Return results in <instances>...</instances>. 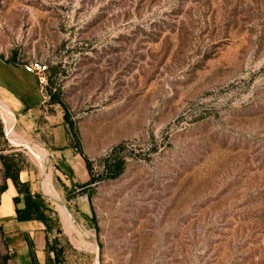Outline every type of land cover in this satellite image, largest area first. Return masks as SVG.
Here are the masks:
<instances>
[{"label":"rangeland","instance_id":"rangeland-1","mask_svg":"<svg viewBox=\"0 0 264 264\" xmlns=\"http://www.w3.org/2000/svg\"><path fill=\"white\" fill-rule=\"evenodd\" d=\"M0 85L44 264H264V0H0Z\"/></svg>","mask_w":264,"mask_h":264},{"label":"crops","instance_id":"crops-1","mask_svg":"<svg viewBox=\"0 0 264 264\" xmlns=\"http://www.w3.org/2000/svg\"><path fill=\"white\" fill-rule=\"evenodd\" d=\"M40 97L42 99L41 95ZM0 104L3 106L5 112L10 116H13V112H18L21 109V117L24 120L27 115L34 114V111L39 105L35 104L26 107L25 103L17 97L15 93L1 85ZM1 114H4L2 108ZM19 178L21 182L29 183L27 173L24 174L20 172ZM5 184V191L0 194V230L4 239L10 246H14L16 249L18 247L23 249L22 253L19 255L21 264H44L46 254L45 228L41 223L36 221H17L15 210L16 208L21 209L23 207V203L21 202L17 206L14 205L13 198L17 196L16 189L10 180H7ZM29 192L36 201L40 202L31 191V188H29ZM20 199L22 201L23 197L20 196Z\"/></svg>","mask_w":264,"mask_h":264},{"label":"trees","instance_id":"trees-1","mask_svg":"<svg viewBox=\"0 0 264 264\" xmlns=\"http://www.w3.org/2000/svg\"><path fill=\"white\" fill-rule=\"evenodd\" d=\"M11 64V63H10ZM50 100L51 103H57L59 104L58 97L54 94H51L50 92ZM64 120L67 122L68 118L66 115H64ZM1 131V126H0ZM2 135V134H0ZM78 154L80 152L78 150H75ZM16 155H0V161L2 165V171H3V183L0 187V194L3 193L6 189L5 182L7 180H10L16 189L17 196L13 198L14 205L17 206L21 202L23 203V207L21 209L16 208V218L18 222H29V221H36L41 223L44 228L45 232H49L52 230L53 226L56 225V220L51 218L49 215H47V208L43 206L40 202L36 201L29 192V184L26 182H21L19 175L21 172V166L16 159ZM86 167L89 170V163L87 160H85ZM123 171V164L120 161L117 160H107L104 164V173L105 177L109 179H115L119 175H121ZM94 180H90V182L86 185L80 186V188H84L88 185H90ZM20 196L23 197L22 201L20 199ZM2 233V232H1ZM3 235V234H2ZM6 241V240H5ZM48 245V242L46 241V247ZM31 252V247H30ZM55 260L58 259V253H54Z\"/></svg>","mask_w":264,"mask_h":264},{"label":"built area","instance_id":"built-area-1","mask_svg":"<svg viewBox=\"0 0 264 264\" xmlns=\"http://www.w3.org/2000/svg\"><path fill=\"white\" fill-rule=\"evenodd\" d=\"M23 69L26 73L38 79L44 77L48 73V65L39 60H33L24 64Z\"/></svg>","mask_w":264,"mask_h":264}]
</instances>
